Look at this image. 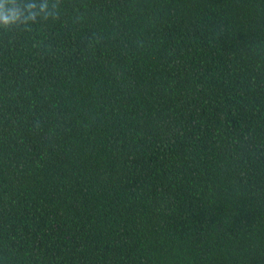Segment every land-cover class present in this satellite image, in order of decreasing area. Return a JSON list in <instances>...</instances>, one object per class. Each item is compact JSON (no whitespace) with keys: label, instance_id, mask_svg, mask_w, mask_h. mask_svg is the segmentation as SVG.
I'll return each instance as SVG.
<instances>
[{"label":"trees","instance_id":"obj_1","mask_svg":"<svg viewBox=\"0 0 264 264\" xmlns=\"http://www.w3.org/2000/svg\"><path fill=\"white\" fill-rule=\"evenodd\" d=\"M0 264H264V0H0Z\"/></svg>","mask_w":264,"mask_h":264},{"label":"clouds","instance_id":"obj_2","mask_svg":"<svg viewBox=\"0 0 264 264\" xmlns=\"http://www.w3.org/2000/svg\"><path fill=\"white\" fill-rule=\"evenodd\" d=\"M25 7H27L28 9H32L34 8L35 6L34 5H26ZM40 12H46L47 11V6L45 4H41L40 5V9H39ZM37 13L35 12H31L29 11L28 15L27 16H23V20L24 21H27L28 19H31L33 18ZM22 14L20 13H17L15 11H13L11 14L9 15H5L4 18H3V22L4 23H11V22H16L17 20L20 19Z\"/></svg>","mask_w":264,"mask_h":264}]
</instances>
